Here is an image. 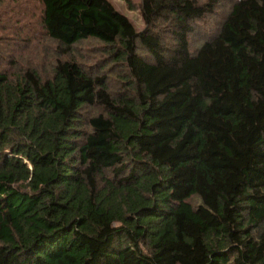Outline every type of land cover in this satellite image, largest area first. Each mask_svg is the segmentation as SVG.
I'll return each mask as SVG.
<instances>
[{
  "label": "trees",
  "instance_id": "obj_1",
  "mask_svg": "<svg viewBox=\"0 0 264 264\" xmlns=\"http://www.w3.org/2000/svg\"><path fill=\"white\" fill-rule=\"evenodd\" d=\"M127 1L0 0V264H264V0Z\"/></svg>",
  "mask_w": 264,
  "mask_h": 264
},
{
  "label": "rangeland",
  "instance_id": "obj_2",
  "mask_svg": "<svg viewBox=\"0 0 264 264\" xmlns=\"http://www.w3.org/2000/svg\"><path fill=\"white\" fill-rule=\"evenodd\" d=\"M111 6L115 9L117 16L128 23L129 31L132 33L135 30H139L145 27V21L140 9H132L129 6L127 0H107ZM134 2H139L140 0H133ZM221 14L215 13L206 18L203 22H200L198 31L193 36V44L200 45L205 40L211 36L212 33L216 32V28L218 23L220 22ZM27 45V44H26ZM26 45L21 47V51H27ZM78 46L74 47L75 58L77 60H81L82 58L92 60L91 54L97 53V43L95 42H81L77 44ZM20 51V52H21ZM13 53H16V49L14 48ZM19 57H24V55H19ZM65 70L68 73L69 78V87L70 93L68 100L66 102H61L60 104L64 109L72 106L78 95V89L83 91V96L91 95V80L86 78L81 72L77 69H73L70 67H65ZM39 94L52 98L53 93L49 88H40L38 87Z\"/></svg>",
  "mask_w": 264,
  "mask_h": 264
}]
</instances>
